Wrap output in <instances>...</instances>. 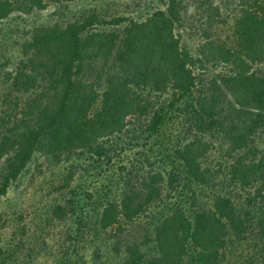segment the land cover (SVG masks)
Instances as JSON below:
<instances>
[{
	"label": "trees",
	"instance_id": "16d2710c",
	"mask_svg": "<svg viewBox=\"0 0 264 264\" xmlns=\"http://www.w3.org/2000/svg\"><path fill=\"white\" fill-rule=\"evenodd\" d=\"M72 1L0 0V24H7L0 27V81L26 94L20 116L27 118L10 128L17 115L0 114V200L37 150L86 148L109 162L100 138L130 132L136 144L146 133L161 169L136 184L111 181L103 203L70 217L67 248L46 263L264 264V147L249 145L264 128V0L240 1L232 46L203 43L206 61L228 66L206 82L195 72L203 59L176 33L190 0H160L162 7L125 15L95 6L69 14ZM40 13L51 18L18 29L11 60L9 20L25 27ZM40 80L47 83L38 89ZM214 133L220 147L227 144L228 171L208 160ZM158 197L156 221L135 223ZM10 261L0 249V264Z\"/></svg>",
	"mask_w": 264,
	"mask_h": 264
},
{
	"label": "rangeland",
	"instance_id": "374dc122",
	"mask_svg": "<svg viewBox=\"0 0 264 264\" xmlns=\"http://www.w3.org/2000/svg\"><path fill=\"white\" fill-rule=\"evenodd\" d=\"M133 1H140V8L135 7ZM240 1L190 0L186 17L176 29V33L183 35L186 46L203 59V66H198L195 72L204 81L221 75L228 69L226 64L206 61L208 51L203 43L214 41L215 43H225L228 46L234 44L235 38L232 30L234 21L240 14L242 3ZM69 5L66 9L69 14L77 13L85 7L95 6L97 9L108 8L109 10L106 11L108 13L125 15L133 10L144 14L147 10L151 11L155 7H162V2L160 0H76ZM50 18L51 16H44L40 13L37 16L29 17L25 27H22L25 24L18 18L14 17L15 20L13 18L12 21L9 20L7 28L14 34L7 41L9 48L13 49L7 53L8 57L12 56L10 59L13 60L16 56L17 48L12 47L11 42L20 36L17 33L18 29H32L38 24L49 21ZM6 26L7 24H0V27ZM2 59L0 53V61ZM46 83V81L40 80L38 89H41ZM25 98V93H21L15 88L10 89L6 87V83L0 81V114L6 117L7 113L11 112L19 119H14L16 124L13 125L12 121L7 127L17 128L20 126L17 125L20 124V119L27 120L20 116ZM32 122L33 120L30 121V123ZM229 122L230 120L226 119L225 123ZM133 126L135 125L129 124V128L136 129V126ZM6 132L7 128H2L1 133ZM214 134L215 137L212 140L217 149L208 153V160L220 162L221 170L228 171L229 156L222 155L223 152L225 153L224 148L227 147V144L220 147L219 136L217 133ZM140 136L141 140H138L139 143L136 142V144L132 142L130 132L128 134L121 132L115 137L112 136V141H109L110 138H100L102 146L107 150L106 154L111 156L109 162H106V158H98L86 148H77L71 152L61 151L56 154H54L55 149L52 151L53 147L35 151L21 176L12 183L8 193L0 200V249L3 252L5 250V254L11 257L12 261L8 264H25L26 262L47 264L46 262L51 261L59 253H56L57 250L61 251L67 248V234L72 228L68 221L70 217L76 219L80 209L85 215L84 210H91L93 205L103 203L105 195L101 191L105 186L110 185L111 181L127 177L131 179V184H136L137 180L144 179L147 173L149 175L152 171H159L161 168L159 162H156L155 156L160 154L146 145L148 142L143 138L146 133ZM206 138L210 139L208 135ZM250 139L252 140L249 145L254 143L255 147L263 148L264 128ZM111 145L116 147L111 149L113 147ZM134 145L138 146L136 150ZM246 150L247 147L241 152ZM139 161L142 163L139 164ZM214 166L213 169L216 170L217 163H214ZM136 168H139V172L137 171L138 174L133 175L136 173ZM70 173L72 176L69 186H67L65 183ZM168 190L169 188L164 184L161 185L159 195L162 199L165 198ZM144 195L145 192L141 194L142 197ZM69 200L73 202L69 204ZM159 200V197L153 198L138 215L135 223L146 222L149 217L153 218L152 222L156 221L154 217L161 205ZM57 205L64 207L69 212L65 216L57 217L53 213ZM70 206L76 209L74 214L69 210ZM146 216L147 219H145Z\"/></svg>",
	"mask_w": 264,
	"mask_h": 264
}]
</instances>
